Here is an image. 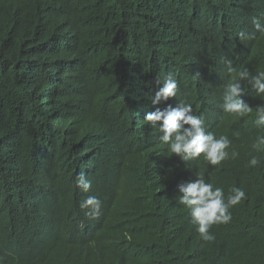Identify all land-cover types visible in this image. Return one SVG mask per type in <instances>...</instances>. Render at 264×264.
<instances>
[{"label": "trees", "instance_id": "trees-1", "mask_svg": "<svg viewBox=\"0 0 264 264\" xmlns=\"http://www.w3.org/2000/svg\"><path fill=\"white\" fill-rule=\"evenodd\" d=\"M261 14L264 0H0V264H264V152L251 148L264 96L245 87L244 117L221 108L226 60L264 71ZM169 75L167 104L190 103L235 159L182 162L144 122ZM198 173L246 193L212 242L179 202ZM92 195L95 220L80 207Z\"/></svg>", "mask_w": 264, "mask_h": 264}, {"label": "clouds", "instance_id": "clouds-1", "mask_svg": "<svg viewBox=\"0 0 264 264\" xmlns=\"http://www.w3.org/2000/svg\"><path fill=\"white\" fill-rule=\"evenodd\" d=\"M253 29L255 32L264 33V14L253 17ZM241 40L253 38L251 33L240 32ZM226 73L231 80L224 86L221 108L224 112L244 117L253 112L243 96L245 87L254 90L257 97L264 96V71L251 73L247 67L237 71L232 60L225 61ZM235 73V75H232ZM159 83V82H158ZM179 92L177 80L169 75L164 78L161 86L151 96L154 111L145 113L143 120L153 128H158L161 135L159 140L168 146L172 156L179 157L182 162H189L203 156L207 164L219 166L227 159H235L239 153L235 150L229 152L233 142L226 135L219 137L206 127L204 119L194 114L190 103L179 102L175 107L167 104L170 98H175ZM255 127L264 129V103L255 107ZM254 152H264V134H257L251 145ZM261 164L258 155H253L248 160V166L256 168ZM75 186L82 192H88L91 181L83 173L75 179ZM180 194L179 202L184 205L191 216V222L196 225V230L204 241L215 240L214 233L210 232L213 225L228 224L232 220L230 209L246 199L244 189L231 187L229 194L225 196L222 187L214 186L207 182L203 174H197V178L191 182H183L178 185ZM87 209L86 217L97 219L100 215L102 201L95 195L88 196L80 205Z\"/></svg>", "mask_w": 264, "mask_h": 264}]
</instances>
